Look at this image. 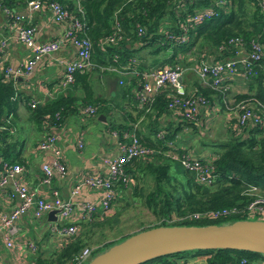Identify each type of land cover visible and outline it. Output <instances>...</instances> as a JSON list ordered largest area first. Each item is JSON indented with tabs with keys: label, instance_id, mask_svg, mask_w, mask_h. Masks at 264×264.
<instances>
[{
	"label": "trees",
	"instance_id": "obj_1",
	"mask_svg": "<svg viewBox=\"0 0 264 264\" xmlns=\"http://www.w3.org/2000/svg\"><path fill=\"white\" fill-rule=\"evenodd\" d=\"M0 1L11 10H14L12 7L17 4L19 6L25 5V0ZM48 1H56L65 6L72 18L83 22L84 32L91 41V61L97 67L86 72H76L74 81L67 88L73 83L82 88L83 96L79 98V104L85 108L93 107L95 113L92 115L103 111L101 99L93 96L91 85L88 84V77L91 72L107 73L109 71L99 69V67L107 65L122 69L129 64L132 58H136V53L140 47H150V53L169 48L171 53L169 57L159 62L158 65H161L176 64L178 62L176 56L189 52L193 47H196L200 53L205 52L207 56L213 55L209 60V57L207 58L204 54V59L209 61L232 57L234 48L227 45L226 41L235 36H240L246 41L251 37H258V41L264 46V13L260 11L259 0H225L222 7L214 6V0H192L191 2L181 0H77V4L72 0ZM203 8H212L216 14L188 28L184 43L173 44L166 38L167 33H179L178 23L183 21L185 17ZM168 18L172 20L173 25L165 23ZM116 24L119 25L122 38L115 43L100 46L99 43L102 38L110 35ZM161 26L162 28H159ZM138 28L141 29L139 34ZM135 43L139 45V48H132ZM245 49L247 51V47ZM136 60L135 67L137 69L143 68L139 59L136 58ZM263 67L258 62H249V71L245 72V78L248 79L250 86L249 93L237 94L233 98V102L251 99L254 108L258 110L261 123L248 122L242 127H236L234 119L229 120L225 139L212 144V147H216V149L211 161L213 165L212 174L214 175L211 184L206 185L197 182L193 174L184 169L181 172L171 169L170 162L175 160L166 156L165 153L163 155L161 151L165 148L164 141L171 140L172 137L163 129L165 131L164 140L157 139L155 133L158 130H156L153 146L142 144L137 137L142 145L159 149V153L144 159L132 158L126 162L124 170L129 180L126 185L122 182L115 185L116 197L114 201L119 199L121 193L125 192L131 185V192L140 196L145 207L155 218L160 220L159 224L146 228L160 225L222 224L232 222L233 219H244V217L233 216L209 220L175 221L173 224L165 223V220L183 216L193 211L215 210L233 206L242 208L252 198V196L243 193L249 186L257 187L259 193L264 195ZM240 70L244 71L243 69ZM122 81L124 84H118L120 92L134 98V91L138 87L135 78L128 77V80L122 79ZM16 84V80L15 82L3 80L0 73V123L16 111L19 95L15 88ZM224 92L213 89L207 93L202 89L196 94L202 95L206 100L209 93L214 94L220 101V105L223 106L221 97ZM167 93L169 90L159 92L155 96L151 109L156 111V115L161 110L167 109ZM73 102L71 96L60 94L52 100L36 104L33 107L27 103L26 108L29 112V119L35 127L40 130L39 127L42 126V129L49 131L52 128L60 127L64 118L75 111L74 107L73 110H70V104ZM145 117L150 119V111L146 112ZM8 126H10L9 123ZM108 127L119 128L112 123ZM116 131L120 133L123 129ZM48 133L53 132L44 134ZM6 164L14 163L8 162ZM138 183H140L139 187L137 186ZM93 217L90 222L97 216ZM114 243L107 244V247ZM85 245V240L76 234L60 248L55 249L51 256L44 257L39 251H36L33 256V264H72V258ZM105 245L92 248L90 256L95 252L96 254L101 252L97 251ZM187 256H204L206 264H264V255L234 249L182 251L152 258L140 264H179L177 260Z\"/></svg>",
	"mask_w": 264,
	"mask_h": 264
},
{
	"label": "built area",
	"instance_id": "obj_2",
	"mask_svg": "<svg viewBox=\"0 0 264 264\" xmlns=\"http://www.w3.org/2000/svg\"><path fill=\"white\" fill-rule=\"evenodd\" d=\"M191 2L192 0H181ZM225 0H214V6L222 7ZM258 5L261 13H264V0H259ZM25 9L36 11L46 9L49 14L50 22L62 24L63 29L60 36L48 41H37L34 37L35 28L30 24L22 23L21 15L5 6L0 1V11L6 15L9 25L16 32V40L29 50V56L18 66L11 67L4 64L0 56V73L3 80L15 82L19 76L28 75L38 60L47 54L56 52L60 46L66 42L71 43L75 48V58L62 62L63 71L59 79V86L66 89L73 81L76 72H86L97 67L91 61L92 44L84 32V24L80 20L74 19L69 10L56 1L48 0H25ZM212 8H203L184 18L178 23L179 33H167L166 38L173 44H182L186 41L188 28L202 22L204 19L215 15ZM138 34L141 29L138 28ZM122 38L119 25H114V30L110 35L104 36L99 45H107L117 42ZM226 44L234 48L232 57H225L217 61H209L204 58L199 59L190 70L196 77L205 82L209 80L212 89L223 92L228 78L237 72L240 65L242 74L249 71V62H258L264 66V46L258 41V37H251L248 41L240 36L230 37ZM3 46V43H1ZM0 46V52L1 47ZM247 47V55L241 56L240 52ZM136 58H132L129 64L118 69L115 66H101L100 70L117 72L119 75L133 77L136 80L137 89L134 91L136 106L149 112L155 96L162 91L169 90L167 93L168 101L166 107L174 112L181 119L186 121H196L200 109L207 106V100L200 94H188L184 92L180 81L183 68L179 64H161L146 69H137ZM264 70V67H263ZM122 79H118V84H122ZM225 110L234 119L236 127H242L246 123L260 124L261 118L258 110L254 108L251 99L240 100L237 102L223 101ZM30 107L36 105L34 100L28 102ZM261 106V105H260ZM84 113L92 115L95 113L93 107L83 109ZM235 127V128H236ZM2 127L0 126V130ZM136 125L123 130L113 132L116 138V153L111 157H104L102 160L106 167L103 174L91 176L82 174L73 185L68 198L62 199L57 192H53L51 198H44L37 194V189H31L22 178V166L19 164L8 165L4 163L0 170V188L5 190L6 198L15 203L7 211L0 212V232L4 246L8 249L14 247L13 237L16 234V221L23 216H30L33 219L46 217L50 210H56L55 221H49L50 234L61 240V247L71 237L77 234L78 225L73 223L72 216L76 209L72 197L78 194L82 188L97 190L100 196L92 202L80 203L79 209L82 211V219L90 221L93 216L106 217L113 213L112 203L116 197L115 185L122 182L128 183V175L124 170L126 162L132 158L144 159L159 153V150L144 146L140 143L136 133ZM165 131L159 129L155 137L164 140ZM165 155L175 160L184 170L192 173L194 179L201 184H211L214 175L212 174L213 157L198 158L188 149L174 144L172 140H165ZM78 147L81 141H78ZM37 151H48L51 155L49 164H42L40 167L41 175L38 185L48 186L54 174L63 177L67 172L66 163L62 150L57 145L54 133L44 134L36 143ZM252 198L242 208L230 207L215 210L193 211L183 216L172 217L169 222L175 221H197L209 220L226 217H244V219L264 220V195L259 193L255 186H249L243 192ZM94 218V217H93ZM65 220V223H58ZM26 252L33 254L36 251V243L33 240H26L21 245ZM92 248L83 247L73 258L72 264H84L90 259Z\"/></svg>",
	"mask_w": 264,
	"mask_h": 264
},
{
	"label": "crops",
	"instance_id": "obj_3",
	"mask_svg": "<svg viewBox=\"0 0 264 264\" xmlns=\"http://www.w3.org/2000/svg\"><path fill=\"white\" fill-rule=\"evenodd\" d=\"M72 1L77 4V0ZM12 9L21 15L22 23L30 24L35 28L34 37L37 41L52 40L62 33L63 25L50 22L46 9L28 11L25 6H19L18 4L13 6ZM9 23L6 15L0 11V46L3 43L0 56L4 64L16 67L28 58L29 50L16 40V32ZM165 23L173 25L172 20L169 18L165 20ZM159 28H162V26ZM127 46L129 47V45ZM132 48H139V45L135 43ZM198 52L196 47H193L189 52L176 56L177 63L183 68L180 81L184 91L188 94H196L202 89L207 93L213 91L209 85V80L205 82L199 80L190 70V67L195 65L199 59L204 58L205 52ZM170 53L169 48L150 53V47H140L136 53V58L143 66L140 69H146L158 65L159 62L169 57ZM240 55L246 56V49L242 50ZM206 57H209L210 60L213 55H206ZM74 58L75 48L71 43L66 42L56 52L42 56L28 75L19 76L16 79L17 84L15 86L19 93L16 111L0 123L2 127L0 130V168L8 162L21 165L24 182L29 188H36L39 196L51 198L52 193L55 191L62 199H66L80 175L95 176L103 174L106 167L102 160L104 157L113 156L117 151L116 138L113 132L127 129L133 124L136 125L135 133L142 144L153 146L152 144L155 142L154 132L164 129L172 137L170 139L175 145L188 149L198 158L212 157L214 151L208 150L212 147L211 144L219 142L217 141L219 139H225L226 135L223 133L227 131L231 117L224 106L220 105V101L214 94L209 93L207 106L200 109L196 121H184L168 109L161 110L157 115L155 114L156 111L151 109L150 119H148L145 117L146 112L139 110L136 106L134 98L120 92L118 79L128 80V76L119 75L117 72L112 71L107 73L91 72L88 77V84L91 85L93 96L101 99L103 112L99 114L96 112L95 115L84 113L83 109L85 107L79 104V98L83 96L82 88L74 83L66 89L59 86V79L63 71L62 62ZM237 69V72L228 78L224 85L225 92L221 97L223 101L232 102L235 95L249 93L248 79L242 74L239 64ZM60 94H66L73 98L74 102L70 104V110H73L74 107L75 111L64 118L60 127L47 131L42 129L41 126L39 130L29 119V112L26 108L27 103L34 100L36 104H40L52 100ZM8 123L10 126H8ZM110 123L117 125L119 128H109ZM206 126L211 129L209 132L215 140L211 141L210 133L207 134L210 142H201L200 148V151L202 149H206V151L197 153L194 142L198 140L193 137L196 134L204 137L202 128ZM46 132H53L56 136V142L62 150L67 172L63 177L54 174L48 186H39L40 167L42 164L50 163L51 155L48 151H37L35 143ZM190 132L194 135L190 136ZM78 141H81L80 147L77 146ZM163 150L165 151V148ZM163 150L161 153L164 155ZM5 190L0 188V212L7 211L15 203L6 198ZM99 196L100 192L97 190L82 188L78 194L72 197L76 209L71 220L78 225L79 231L81 226H91L94 221L101 219L96 217L91 222L85 221L82 219L83 214L79 209L80 203L95 201ZM57 222L65 223V220ZM49 225L46 217L33 219L26 215L19 218L16 221L17 230L13 237L14 247L11 249L4 246L2 233L0 232V264H33L35 253L30 254L20 249L23 248L21 246L23 242L33 240L32 231H36L35 233L38 231L48 233L53 238L52 245L54 248H60L61 240H57L50 234ZM144 228L146 227H139L130 234ZM35 243L39 244L37 241ZM101 245H93L91 248ZM177 262L179 264H206V259L204 256H187L186 258H179Z\"/></svg>",
	"mask_w": 264,
	"mask_h": 264
},
{
	"label": "water",
	"instance_id": "obj_4",
	"mask_svg": "<svg viewBox=\"0 0 264 264\" xmlns=\"http://www.w3.org/2000/svg\"><path fill=\"white\" fill-rule=\"evenodd\" d=\"M56 210L46 214L55 221ZM197 249H234L264 255V220L237 219L207 225H160L130 234L84 264H140L159 256Z\"/></svg>",
	"mask_w": 264,
	"mask_h": 264
},
{
	"label": "rangeland",
	"instance_id": "obj_5",
	"mask_svg": "<svg viewBox=\"0 0 264 264\" xmlns=\"http://www.w3.org/2000/svg\"><path fill=\"white\" fill-rule=\"evenodd\" d=\"M204 124L202 125V127ZM215 128V127H214ZM211 129L209 126H206L202 128V132L204 133V137L202 135L196 134L193 138H196L198 141H195V148L197 150V153L201 151H206V149L201 148V142L209 143V138L207 134L210 133L211 136ZM223 133V132H222ZM194 135V133L190 132V136ZM227 135V133H223ZM201 137V138H200ZM211 141H214V137L211 136ZM226 137V136H225ZM221 139L217 140L220 141ZM212 145V144H211ZM212 149V150H211ZM216 147H210L209 151H214ZM205 159V158H202ZM171 169L177 170L181 172L183 168L176 162L172 161L170 162ZM150 183V182H149ZM129 186V185H128ZM140 186V183L137 185ZM131 185L130 188L125 190V192H122L119 199L115 200L113 203V213L110 216H106L105 218L98 219L97 221L93 222V225H87L82 227L81 230L77 231L79 236L85 240V247L91 248L93 245H99L101 246L105 245L104 247H100L97 252L104 250L107 247V244L119 242L122 239L126 238L127 235H130L131 232L135 231L139 227H147L151 225H156L160 223V220L155 218L152 213L145 207L143 200L140 196L134 195L131 192ZM254 217L252 220H255ZM237 220V219H233ZM38 221V220H37ZM35 222V221H34ZM165 223H175V222H169L165 220ZM229 223V222H226ZM32 231V238L34 242L36 243V251H39L43 254L44 257L51 256V254L54 251V246L52 245V237L47 233L45 234L44 231L37 232ZM35 251V252H36ZM96 252L93 254L95 255ZM92 255V256H93ZM90 256V257H92Z\"/></svg>",
	"mask_w": 264,
	"mask_h": 264
}]
</instances>
